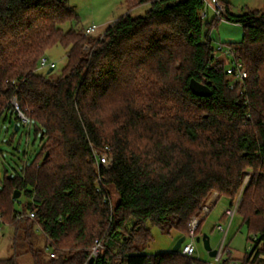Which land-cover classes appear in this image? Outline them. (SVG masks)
<instances>
[{
    "label": "trees",
    "instance_id": "16d2710c",
    "mask_svg": "<svg viewBox=\"0 0 264 264\" xmlns=\"http://www.w3.org/2000/svg\"><path fill=\"white\" fill-rule=\"evenodd\" d=\"M143 5V15H130ZM223 5L225 21L242 27L229 44L246 72L236 82L226 74L230 59L213 57L209 34L218 20L204 24L202 0H124L125 14L101 40L86 28H62L78 24L67 0H0V122L14 133L15 123L33 128L39 141L32 161L3 169L0 219L15 230L24 222L28 244L30 228H39L44 245L30 247L32 264H88L96 241L92 264H214L139 247L152 240L149 226L187 237L212 193L231 209L246 175L234 214L250 243L236 264H264V13L233 15ZM56 46L64 67L39 72ZM191 79L211 95H193ZM93 153L112 159L99 169L117 198L111 207L96 193ZM29 211L33 220L16 218ZM229 256L219 264H232Z\"/></svg>",
    "mask_w": 264,
    "mask_h": 264
},
{
    "label": "rangeland",
    "instance_id": "374dc122",
    "mask_svg": "<svg viewBox=\"0 0 264 264\" xmlns=\"http://www.w3.org/2000/svg\"><path fill=\"white\" fill-rule=\"evenodd\" d=\"M221 1L228 7L229 13L233 15L255 10L264 13V0ZM67 3L69 6L73 7L78 18V24L74 25L67 23L62 26L63 29H68L69 27L85 29L92 25L99 28L103 27L101 29H104L105 22L112 23L126 12L124 0H67ZM146 10V6H138L131 10L130 15L133 17L140 16L143 15ZM212 19L213 15L208 11L203 22L204 24L210 23ZM205 32L206 29L204 27V33ZM209 35L211 36L213 47L216 43H222L225 45L230 43L233 44L241 39L242 27L241 25L227 21H218L216 26L211 29ZM42 58H45L49 63L54 64V67L51 70L52 75L59 74L66 61L65 50L59 46L53 47ZM48 70L50 69H44L39 66L38 71L43 73ZM38 148L39 141L34 136L33 128H31L28 133L26 128L21 127L18 132L14 133L12 127L0 122V181L3 177V169L12 172L10 169L13 168L16 171H19V168L23 163L33 160ZM215 194L216 193H212L205 203L210 199H215ZM116 199L115 193L110 190L111 202H116ZM228 208L229 200L221 197L216 201L215 205L205 218L202 217V208L199 215L194 218H197L199 222L202 220L200 234H206L208 236L211 249L219 250L221 248V251L218 254L219 256H224L226 253L228 254L229 251V258L232 261V264H236L242 259L250 242L248 241L247 229L242 225L238 214L233 215L230 223L229 219L223 217L224 211ZM23 226H25L24 222H20L18 229L15 230L12 229V227L7 226L6 223L2 224V229L0 231V260L16 256L18 264H32L30 247L41 250L44 242L41 232L36 226H32L29 230V234L33 239V243L28 244L23 237ZM218 227H221L222 231H220ZM149 228L152 240L148 244L139 247V253L144 255H154L157 253L170 252L178 239V233L172 230L169 234H166L162 233L157 227L149 226ZM188 241L189 240L186 239V242ZM194 247L195 255L193 257L210 263L215 262V258L208 256V253L204 250L201 242L195 241Z\"/></svg>",
    "mask_w": 264,
    "mask_h": 264
},
{
    "label": "built area",
    "instance_id": "2783aa9c",
    "mask_svg": "<svg viewBox=\"0 0 264 264\" xmlns=\"http://www.w3.org/2000/svg\"><path fill=\"white\" fill-rule=\"evenodd\" d=\"M202 2H203V10L201 12L202 18H205L207 15V12L210 11L216 20L225 21V19H224L225 7L221 3L220 0H202ZM84 32L86 35H98L100 40L102 39L101 34H99L100 32L98 30V27H96L94 25L87 27ZM213 57L215 59H220V58L230 59L229 65L226 68V74L233 78V82L240 81V80H243L246 78V72L243 69L242 64L233 57L232 48L229 44L225 45L222 43H216V45L213 47ZM39 66L41 68H44V69H46V68L52 69L54 67V64L49 63L47 61V59L42 58L40 60ZM11 103L13 105L15 112H16V117L18 118L19 123L21 125H26L28 123L27 116L24 115L22 112H20V110L18 109V106L16 105L15 99H13L11 101ZM92 157H93V164H94L95 170L97 172V178L95 181L96 193L101 194L103 202H106V203L108 202L110 207H111L110 195L107 193V191L104 188L103 180H102V177L100 176L99 169L100 168H102L103 170L108 169L111 165L112 159L105 154L99 155L96 153H93ZM248 180H249V176L248 175L244 176L243 181H242V185H241L240 190L237 194V197H236V200H235L233 207L231 209L225 210L226 215L229 216V223H230V220H231L234 212L236 211V209H237V207L241 201L242 191H243L244 187L247 185ZM216 199L217 198H216V194H215V199L213 198V199L208 200L202 206V217L203 218H205L207 216V214L211 211ZM22 217H26L28 219L33 220L34 213L32 211H29L25 215L17 216L16 218L19 220ZM198 222H199V220L197 218H193L190 221L188 235H187V237H185V240L179 249L181 254L186 256V257H193L195 255L194 242L196 241L195 232H196V229L198 226ZM2 224H3V222L0 219V231L2 229ZM37 229H39V228L37 227ZM218 229L220 231H222L221 227H218ZM186 239H188L189 241L186 242ZM99 248H100V242L96 241L93 248L91 249L89 258L90 257H96L98 254ZM220 251H221V248L219 249V252ZM220 257L221 256L218 255L215 258L214 264H219Z\"/></svg>",
    "mask_w": 264,
    "mask_h": 264
},
{
    "label": "water",
    "instance_id": "95a60500",
    "mask_svg": "<svg viewBox=\"0 0 264 264\" xmlns=\"http://www.w3.org/2000/svg\"><path fill=\"white\" fill-rule=\"evenodd\" d=\"M52 69L48 70V72H50ZM189 90L190 92L198 97H206V96H210L211 95V89L208 87V85L202 83V82H198L194 79H191L189 81L188 84ZM14 129L15 132L18 131V124L15 123L14 125ZM47 156V154L45 155V157ZM10 177V176H9ZM20 196L19 192L15 191L13 194V198H18ZM185 237L182 236L180 238H178L175 242V244L173 245L171 252L176 253L179 251L182 243L184 242ZM196 242H201L203 244L204 250L208 253L209 257L212 258H216L218 256L219 250H213L210 247L209 244V238L206 234H203L201 236L196 237ZM94 261V257H90L88 260V264H92Z\"/></svg>",
    "mask_w": 264,
    "mask_h": 264
},
{
    "label": "crops",
    "instance_id": "0c3cea01",
    "mask_svg": "<svg viewBox=\"0 0 264 264\" xmlns=\"http://www.w3.org/2000/svg\"><path fill=\"white\" fill-rule=\"evenodd\" d=\"M222 2V1H221ZM143 6H146L147 7V5H143ZM107 23V24H106ZM111 23H109V22H105L104 23V29L108 26V25H110ZM101 28H103V27H98V30L100 31V32H102L104 29H101ZM210 36V35H209ZM210 39H211V36H210Z\"/></svg>",
    "mask_w": 264,
    "mask_h": 264
}]
</instances>
